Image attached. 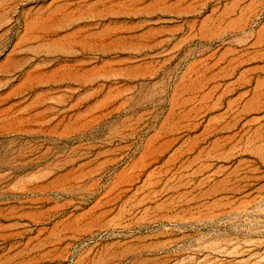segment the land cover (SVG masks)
Segmentation results:
<instances>
[{
	"label": "rangeland",
	"instance_id": "rangeland-1",
	"mask_svg": "<svg viewBox=\"0 0 264 264\" xmlns=\"http://www.w3.org/2000/svg\"><path fill=\"white\" fill-rule=\"evenodd\" d=\"M0 264H264V0H0Z\"/></svg>",
	"mask_w": 264,
	"mask_h": 264
},
{
	"label": "bare ground",
	"instance_id": "bare-ground-1",
	"mask_svg": "<svg viewBox=\"0 0 264 264\" xmlns=\"http://www.w3.org/2000/svg\"><path fill=\"white\" fill-rule=\"evenodd\" d=\"M148 172V171H147ZM147 172H145V173H147ZM159 173V172H158ZM134 174V173H133ZM139 178V177H138ZM144 220V219H143ZM153 221V220H152ZM161 223H162V221H161ZM151 224H152V222H151ZM144 225V224H143ZM148 225V224H147ZM156 234V233H155ZM145 236V235H144ZM143 237V236H142ZM141 237V238H142ZM146 238H148V236L146 237ZM139 242V241H138ZM171 243V242H170ZM167 245V244H166ZM136 250V249H135Z\"/></svg>",
	"mask_w": 264,
	"mask_h": 264
}]
</instances>
